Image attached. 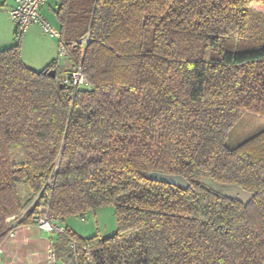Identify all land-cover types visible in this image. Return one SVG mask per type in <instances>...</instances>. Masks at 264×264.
Segmentation results:
<instances>
[{"label":"trees","instance_id":"trees-1","mask_svg":"<svg viewBox=\"0 0 264 264\" xmlns=\"http://www.w3.org/2000/svg\"><path fill=\"white\" fill-rule=\"evenodd\" d=\"M56 1L88 85L0 48V248L40 207L63 222L114 205L111 235H57L69 264H84L71 239L96 264H264V129L228 145L245 114L264 116V0ZM206 178L256 195L245 206Z\"/></svg>","mask_w":264,"mask_h":264},{"label":"crops","instance_id":"crops-1","mask_svg":"<svg viewBox=\"0 0 264 264\" xmlns=\"http://www.w3.org/2000/svg\"><path fill=\"white\" fill-rule=\"evenodd\" d=\"M14 4L15 0H0V48L14 44L15 23L10 19L8 12ZM56 8L57 1L48 0L42 12L48 19V16L53 14L58 25L51 23L56 30L60 31V24L56 17ZM20 45L23 61L31 69L37 71L43 70L58 59L59 40L46 35L37 24H33L28 28L26 35L20 41ZM65 60L69 64L68 74L73 68L70 60L68 58ZM67 219H64L63 223ZM66 226L83 238L91 237L82 236L71 226L67 224ZM56 237V234L47 233L32 224L20 225L15 228L14 236L7 237L2 244V264H44L51 246L55 248ZM58 254V264H69L59 252Z\"/></svg>","mask_w":264,"mask_h":264},{"label":"built area","instance_id":"built-area-1","mask_svg":"<svg viewBox=\"0 0 264 264\" xmlns=\"http://www.w3.org/2000/svg\"><path fill=\"white\" fill-rule=\"evenodd\" d=\"M47 1L48 0H15V4L8 11L10 19L15 23L14 42H20L26 35L28 28L33 24L39 25L46 35L60 40L61 32L54 28L51 21L44 16L42 12V9L46 5ZM88 43V37L81 40V44L85 48ZM67 57V51L65 50L64 45L60 43L58 55L59 65H62L63 61ZM66 83L74 87H83L88 85L80 67L67 74ZM12 220H14V218ZM17 223L18 221H15L12 226H17ZM32 225L50 234L67 235L69 237L73 234V231L70 228L65 226L63 222L53 215L49 206L39 208L38 213L33 218ZM12 236H14V230L8 235V237ZM70 248L74 253L77 263L83 261L84 264H96L90 243L86 242L82 247H79L78 243L74 239H71ZM2 251L3 249L0 248L1 253ZM58 262L59 254L56 248L51 246L44 264H58Z\"/></svg>","mask_w":264,"mask_h":264},{"label":"rangeland","instance_id":"rangeland-1","mask_svg":"<svg viewBox=\"0 0 264 264\" xmlns=\"http://www.w3.org/2000/svg\"><path fill=\"white\" fill-rule=\"evenodd\" d=\"M49 20L57 24L53 14H50ZM15 43V42H13ZM69 64L66 60L62 65H59L58 77L64 78L67 74ZM264 129V116L256 114H245L243 118L233 127L231 131V137L229 138L228 145L230 147H236L246 139L254 136L258 132ZM21 158L18 152L14 154V160L19 161ZM71 226L82 236H94L100 235L107 237L115 232L117 228V215L114 205H105L91 210L86 213L85 217H68L65 223Z\"/></svg>","mask_w":264,"mask_h":264},{"label":"water","instance_id":"water-1","mask_svg":"<svg viewBox=\"0 0 264 264\" xmlns=\"http://www.w3.org/2000/svg\"><path fill=\"white\" fill-rule=\"evenodd\" d=\"M49 74L52 77H56L57 71L52 69ZM149 178L154 181L173 184L186 190L190 187V182L183 175L151 172ZM203 183L223 197L236 200L245 206H247L256 195L254 192L246 190L240 185L221 186L209 178L204 179Z\"/></svg>","mask_w":264,"mask_h":264}]
</instances>
